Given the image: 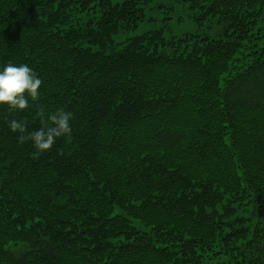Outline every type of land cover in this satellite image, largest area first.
<instances>
[{
	"label": "trees",
	"instance_id": "16d2710c",
	"mask_svg": "<svg viewBox=\"0 0 264 264\" xmlns=\"http://www.w3.org/2000/svg\"><path fill=\"white\" fill-rule=\"evenodd\" d=\"M152 1L0 0V65L41 80L0 105V264H264V0L130 34ZM57 109L43 152L8 127Z\"/></svg>",
	"mask_w": 264,
	"mask_h": 264
},
{
	"label": "clouds",
	"instance_id": "9594fccd",
	"mask_svg": "<svg viewBox=\"0 0 264 264\" xmlns=\"http://www.w3.org/2000/svg\"><path fill=\"white\" fill-rule=\"evenodd\" d=\"M41 85L40 78L26 63H6L0 65V105H7L11 109L23 110L28 106L29 98L36 100ZM43 116V112H41ZM72 113L57 109L46 116L44 126L26 132L23 121L12 119L8 122L10 131L19 133L18 141L28 139L37 150V153L49 149L56 138L70 133V119Z\"/></svg>",
	"mask_w": 264,
	"mask_h": 264
},
{
	"label": "rangeland",
	"instance_id": "374dc122",
	"mask_svg": "<svg viewBox=\"0 0 264 264\" xmlns=\"http://www.w3.org/2000/svg\"><path fill=\"white\" fill-rule=\"evenodd\" d=\"M145 16V21L130 34L140 33L150 28H164L165 35H182L187 31H195L197 28L191 10L175 0H153L146 8Z\"/></svg>",
	"mask_w": 264,
	"mask_h": 264
}]
</instances>
